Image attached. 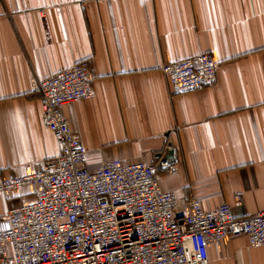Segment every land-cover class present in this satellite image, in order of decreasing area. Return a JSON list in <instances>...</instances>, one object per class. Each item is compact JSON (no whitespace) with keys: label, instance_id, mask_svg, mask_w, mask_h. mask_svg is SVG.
<instances>
[{"label":"crops","instance_id":"1","mask_svg":"<svg viewBox=\"0 0 264 264\" xmlns=\"http://www.w3.org/2000/svg\"><path fill=\"white\" fill-rule=\"evenodd\" d=\"M204 52L220 63L216 84L171 95L160 67ZM81 60L93 96L61 112L89 170L111 159L150 163L169 148L179 170L160 175L162 190L205 210L264 211V0H0V180L58 154L33 83ZM35 190L0 195V217ZM207 258L264 264V244L228 238Z\"/></svg>","mask_w":264,"mask_h":264},{"label":"built area","instance_id":"2","mask_svg":"<svg viewBox=\"0 0 264 264\" xmlns=\"http://www.w3.org/2000/svg\"><path fill=\"white\" fill-rule=\"evenodd\" d=\"M219 65L204 52L165 63L160 72L170 94L180 95L215 85ZM92 81L87 60L34 81L42 124L59 150L40 170L0 180L3 196L36 186L33 202L0 217V264H208L207 247L228 238L264 244V211L235 216L227 203L205 210L194 198L162 190L160 175L178 173L174 156L111 159L89 170L61 108L90 99ZM234 202L241 205V195Z\"/></svg>","mask_w":264,"mask_h":264},{"label":"water","instance_id":"3","mask_svg":"<svg viewBox=\"0 0 264 264\" xmlns=\"http://www.w3.org/2000/svg\"><path fill=\"white\" fill-rule=\"evenodd\" d=\"M165 159L168 160V161H173V159H172V152H171V151H169V152L166 154Z\"/></svg>","mask_w":264,"mask_h":264}]
</instances>
